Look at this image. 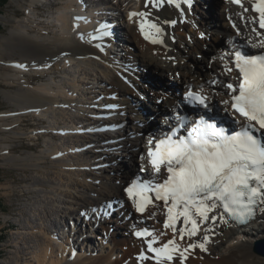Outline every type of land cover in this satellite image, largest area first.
Returning a JSON list of instances; mask_svg holds the SVG:
<instances>
[{
	"label": "bare ground",
	"instance_id": "obj_1",
	"mask_svg": "<svg viewBox=\"0 0 264 264\" xmlns=\"http://www.w3.org/2000/svg\"><path fill=\"white\" fill-rule=\"evenodd\" d=\"M9 1L24 16H0L8 26L0 35V83L17 87L15 91L0 89L1 98L12 107L0 113V166L34 173L21 189L32 196L29 202L21 203L20 215L12 219L16 226L9 242L12 256L1 264H154L152 259H138L141 253L152 254L146 252L145 241L133 240L130 232L147 226L148 221L158 228L154 232L156 247L167 242V236L173 239L172 229L161 226L165 207L155 201L143 214L138 213L121 189L138 174V167L153 177L152 168L146 164V151L151 138L169 125L159 115L173 117L185 101L178 91L185 94L192 90L207 96L208 110H197L217 117L232 114L243 126L230 111V104L223 101H230L226 85H235L237 73L232 70L231 54L236 46L264 50V31L258 27L256 14L250 6L237 9L225 0H192L190 8L178 0L180 9L167 0L158 7H146V0H98L104 12L95 0H47L46 13L40 16L37 6L46 0ZM133 12L148 16L130 19ZM104 19V24H114L116 53L101 51L96 47L100 41L89 38L95 33L93 24ZM143 19L161 28L155 38L162 42L153 45L141 39L137 28ZM169 21L176 23L172 26L166 23ZM202 34L207 39L200 42L198 36ZM205 53L208 55L204 57ZM225 53L229 55L221 59ZM38 75H48V79L32 85L31 78ZM163 77L175 85L161 82ZM139 81L155 89L154 94L148 89L152 97ZM140 95H146L147 101H140ZM25 114L32 118V127L24 123ZM122 123L126 125L118 131L94 130ZM59 128L68 129L65 138L53 140L46 135ZM144 130L152 132L150 139L139 137ZM38 136H44L43 145L34 152L31 143L37 142ZM21 139L28 140L30 146L14 153L21 147ZM87 146L91 150L85 151ZM65 152L68 155L57 157ZM124 158L131 162L125 163ZM219 214L217 210L210 216ZM106 219L127 232L122 235L128 237L118 245V232L108 230L112 225ZM103 225L108 229L102 230V237L95 235ZM181 227L182 222L177 224L178 229ZM107 235L112 239L110 245ZM204 235L209 237L207 251H190L184 264H264V257L253 252L254 243L264 238L261 206L255 221L247 226L209 220L201 223L197 236L186 235L180 241L177 235L175 239L183 249L189 243L202 242ZM93 237L98 241L96 247L91 242Z\"/></svg>",
	"mask_w": 264,
	"mask_h": 264
},
{
	"label": "snow or ice",
	"instance_id": "obj_2",
	"mask_svg": "<svg viewBox=\"0 0 264 264\" xmlns=\"http://www.w3.org/2000/svg\"><path fill=\"white\" fill-rule=\"evenodd\" d=\"M163 2L146 0L145 6L158 7ZM167 2L181 8L178 0ZM182 2L189 8L192 6V0ZM233 2L239 3V0ZM253 11L259 14V27L264 29V0H257ZM135 16L146 18L148 13L129 14L130 19ZM166 23L174 26L176 21ZM108 28L109 25H99L94 34H89L90 40H106L111 36ZM140 32L154 44L162 42L155 38L161 34V28L147 19L141 21ZM96 47L104 50L100 43ZM228 55L225 53L221 59ZM231 55L239 72V84L226 85L230 101L223 103L230 104L247 123L239 130L229 131L203 116L189 124L187 118L177 112L173 127L149 142L154 145L147 153L153 177L137 179L125 189L128 199L141 214L155 201H162L166 209L164 228L173 231L174 238L159 247L155 246L158 240L152 231H136L135 236L146 243V252L152 254L149 257L141 253L138 258L141 262L152 259L154 264H176L178 260L179 264H184L190 251L196 248L207 251L209 237L204 235L202 242L189 243L181 249L175 239L177 235L180 241L186 235L195 237L201 223L211 220L215 224L218 219L227 223L225 215L236 224L245 225L254 217L258 205L264 210V135H257L258 129L264 130V54L247 55L237 50ZM185 100L205 110L209 108L208 97L199 93L189 91ZM162 169L166 173L163 177ZM217 210L218 216H210ZM180 222L183 227L178 229Z\"/></svg>",
	"mask_w": 264,
	"mask_h": 264
},
{
	"label": "rangeland",
	"instance_id": "obj_3",
	"mask_svg": "<svg viewBox=\"0 0 264 264\" xmlns=\"http://www.w3.org/2000/svg\"><path fill=\"white\" fill-rule=\"evenodd\" d=\"M220 1L221 0H217V2H220ZM41 14H43V12ZM0 16L1 17L2 16L16 17V18L21 19L24 16V13L21 10L17 11L15 4H12L11 1L8 0L5 8L1 11ZM1 17H0V20H1ZM2 22L3 21L1 20L0 26L3 28V33H1V34H4L6 29L8 28V26L4 25ZM41 25L43 26L45 24H41ZM228 26L230 28H233L231 23H228ZM206 37L207 36L205 34L199 35L198 40L200 39L199 41L202 42L205 39H207ZM206 55H208V54L205 53L204 57ZM198 56H199L198 61H201L203 59L202 55L199 54ZM31 79H32L31 84L36 85L37 83L40 84V83L46 82V80L48 79V75L40 76V77L35 76V77H32ZM161 82H165L166 84H168V86L172 85L171 82L166 80V78H164V77L161 78ZM2 84L3 83H0V89H5V90H9V91H15L17 89L16 86L15 87H8V86L6 87ZM138 84H142V85H144V87H146L147 91L145 93H147V96H149V97H152V91H153V94L156 92L153 87H151L152 89L150 88V86L148 87V84L146 82L144 84V83H142V81H139ZM173 85H175V84H173ZM148 89H150L152 91L150 92V91H148ZM135 91H138V90L136 89ZM178 94H179V96H181L182 91H178ZM145 96L146 95H140L139 96L140 101L146 102L147 98ZM2 98L0 96V112L12 109V107L10 106L11 103L9 104L7 101H5L4 98H3L4 100ZM143 110L145 111V113H148V108L146 109V107H145V109L143 108ZM155 118L156 117H154V119ZM26 123H27V126H30V127L33 126V125H31V121H29V120ZM155 125H156V121H155ZM140 134H138L139 137L144 138V136L142 134L141 135ZM144 140H145V138H144ZM18 144L21 147H16L14 149V153H17V154L23 152L24 150H27L26 148L29 146V141L26 139H23ZM31 144H34L33 145L34 152H38L39 149L42 148L43 142L40 140L37 142H32ZM1 145L2 144L0 142V146ZM23 147H24V149L22 150ZM123 161H125V163L131 162L130 159H128V158H124ZM138 169L141 170V168H138ZM33 173L34 172L30 171V170L27 172L25 171V173H24L23 171L16 170L15 168L13 169L10 166L5 167V168L0 166V264H1V261H5L3 259H6V257H8V259H7V261H8L12 256L9 254V251H10L9 249L11 248V245L9 242L11 240L12 233L16 230V226L13 224L12 219L14 217H17L18 215H20L21 203H26L27 200L29 202L30 199H28V197L32 196L30 194L29 195L25 194V191L21 190V189H22V186L27 185L30 182V179H31L30 177L32 176L30 174H33ZM5 217H8L7 221H4ZM107 222H109V224H111L112 221L107 220ZM147 223H148V221H147ZM111 225H109V226H111V227H109V229H108V227L103 225L104 227H102L100 230L95 232V235L102 237V234H103L102 230L108 229L109 231H111V233H112V231L117 230L118 234H117L115 241H116V245H118L122 239L124 240L128 237V236L122 235V233L126 234L127 232L125 233L124 230H122L121 228H119V227L117 228V225H115V224H111ZM113 225H115V226H113ZM149 225L152 227V224L150 222H149ZM152 228L154 229V232L158 231V228H156L154 226ZM95 237H93V239H91V242L96 247V246H98V243H97L98 241L95 239ZM107 237H108V244L110 245L112 239L108 235H107ZM167 239L169 240L171 238L169 236H167ZM118 248H120V246H118ZM95 249H97V248H95ZM120 253L122 254V252H120ZM202 254H204V253H202ZM114 256H117V255L115 254Z\"/></svg>",
	"mask_w": 264,
	"mask_h": 264
},
{
	"label": "water",
	"instance_id": "obj_4",
	"mask_svg": "<svg viewBox=\"0 0 264 264\" xmlns=\"http://www.w3.org/2000/svg\"><path fill=\"white\" fill-rule=\"evenodd\" d=\"M253 252L258 256L264 257V238L254 243Z\"/></svg>",
	"mask_w": 264,
	"mask_h": 264
},
{
	"label": "trees",
	"instance_id": "obj_5",
	"mask_svg": "<svg viewBox=\"0 0 264 264\" xmlns=\"http://www.w3.org/2000/svg\"><path fill=\"white\" fill-rule=\"evenodd\" d=\"M7 2H8V0H0V14H1V11L5 8ZM2 31H3V29L0 26V33H2Z\"/></svg>",
	"mask_w": 264,
	"mask_h": 264
}]
</instances>
